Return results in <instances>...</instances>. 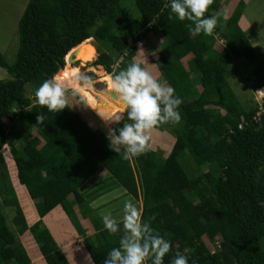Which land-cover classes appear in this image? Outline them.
Masks as SVG:
<instances>
[{
  "label": "trees",
  "instance_id": "obj_1",
  "mask_svg": "<svg viewBox=\"0 0 264 264\" xmlns=\"http://www.w3.org/2000/svg\"><path fill=\"white\" fill-rule=\"evenodd\" d=\"M125 1L27 0L17 22L13 62L6 63L0 54V69L9 77L0 79V209L12 207L14 213L10 229L0 212V264H29L17 239L25 232L45 264H68L40 219L55 207L72 225L73 207L81 217L89 215L82 188L101 176L112 180V187L139 197L144 221L171 243L163 264H171L176 252L185 255L188 264H264V125L253 119L256 108L241 106L224 72L232 60H256L237 25L242 4L224 21L218 34L223 45L215 49L213 34L192 36L189 21L169 19V0H129L136 13L131 18L121 8ZM218 10L213 0L205 17ZM152 22L163 39L154 61L157 78L182 101L178 124L153 128L161 133L169 128L173 142L166 157L147 147L143 154L124 159L122 151L111 150L107 135L92 129L69 103L59 113L34 104V90L64 69L70 51L92 39L97 53L93 69L114 75L119 71L112 73L113 66L123 70L132 63L135 50L128 42L149 34ZM185 57L186 67L181 64ZM244 79L252 90L264 86L263 66L254 65ZM90 90L71 93L93 101L92 106L101 98L94 111L107 131L130 122L110 88L103 97ZM38 114L45 117L43 123L36 122ZM5 121L11 124L10 132ZM5 146L15 178L38 217L29 226L8 178ZM202 237L211 250L205 249ZM119 238L120 233L111 235L97 222L83 246L91 262L103 264L108 252L119 246ZM215 238L219 240L214 246Z\"/></svg>",
  "mask_w": 264,
  "mask_h": 264
},
{
  "label": "clouds",
  "instance_id": "obj_2",
  "mask_svg": "<svg viewBox=\"0 0 264 264\" xmlns=\"http://www.w3.org/2000/svg\"><path fill=\"white\" fill-rule=\"evenodd\" d=\"M212 4L213 0H169L165 6L170 9L169 19L175 17L181 22L189 21L188 32L198 36L211 35L216 28V17H205ZM221 41L220 44L215 43L221 47ZM107 80L110 90L127 110V119L130 121L116 128H108L106 136L111 150L116 153L122 151L124 159L137 157L147 150L149 133L157 125L180 122L178 108L182 101L175 95V90L154 78L139 63H130L118 73L109 75ZM84 86L91 85L89 83ZM79 87L77 84L73 94ZM263 87L250 88L257 101L260 100L254 115L256 117L259 113L258 123L260 116L264 115V94H258ZM67 92L68 86L54 76L34 90V104L47 108L49 112L59 113L69 107ZM44 119L43 115L36 116L37 123H43ZM240 127L239 124L238 129ZM102 223L109 234L120 233L119 246L108 252L103 264H148L149 261L151 264H163L164 257L171 250L170 241L156 232L149 222L144 221L141 209L131 201L125 202L119 221L108 214L102 217ZM171 264H188V258L176 252Z\"/></svg>",
  "mask_w": 264,
  "mask_h": 264
},
{
  "label": "rangeland",
  "instance_id": "obj_3",
  "mask_svg": "<svg viewBox=\"0 0 264 264\" xmlns=\"http://www.w3.org/2000/svg\"><path fill=\"white\" fill-rule=\"evenodd\" d=\"M218 3H220V11L213 13L212 16H215L217 19V25L213 31V38L214 42H217L220 44V39L218 38V34L224 30V21L226 16L230 15L231 12L235 9V7L241 3V13L244 15L246 21L249 23V26L246 28H249L247 30V35L251 34L252 39L251 43L253 46H255V49L259 55L258 62L261 63V65L264 67V0H217ZM27 0H0V54L3 57V60L10 64L14 60V55L17 49L18 45V36H17V22L18 19L22 13L23 8L26 5ZM122 10H126L129 14V17H136L135 9L131 1L127 0L124 3L121 4ZM211 16V17H212ZM151 27V32L149 34H139L136 38V41L132 40L128 42V47H133L135 50L134 56L131 57V62L132 63H139L142 68H144L146 71H148L150 74L153 75L154 78L158 80V73L156 71V66L154 65V61L157 58L158 51L160 50L162 46L163 39L161 35L159 34V31L156 28L155 23L150 24ZM222 43V41H221ZM214 44L215 49H219L220 45ZM86 49L82 50V53H77L73 54L70 53V55L67 58V63L65 61V65L69 64L68 59L69 57H72L73 55L76 60H74L75 63L69 64L70 66L77 67L79 72L77 74V79L78 82L81 84V89L85 87V84L90 83V87H87L86 90L91 88L93 92L97 94H106L107 93V86H108V80L106 75L103 73L100 75L99 73H96L93 71V65L91 64L93 60L96 59L97 53H96V44L94 41L91 43V41H88L85 43ZM95 52V55L93 57H90L92 53ZM186 62H187V57L183 58L181 60V64L186 67ZM257 60L253 62L252 64H246L247 61L244 60L243 58H239L238 60L231 61L228 66L224 69L225 72V78L228 82L229 87L231 88L233 94L236 96L238 102L243 106L245 110H250V109H257L258 107V102L257 99L254 97V93L251 92L249 85L247 84L246 80L244 79V76L249 73V69H252L251 67H254L256 65ZM249 66V69L247 70V67ZM119 66H113L112 67V73L117 70L120 71L121 69L118 68ZM102 69V68H101ZM103 70V69H102ZM55 77H57L61 82V78L57 74ZM0 79L1 80H8L9 77L3 72L0 71ZM160 81V80H159ZM195 88L198 90L199 87L198 85L195 86ZM250 89V90H249ZM73 89L68 86V92H67V97H68V103L69 105L78 112V114L88 123V125L94 129V128H99L103 131L105 135H107V130L102 126L101 121L97 120L99 119L100 116H97L83 101V98L80 97L79 94H77V98H75L72 95ZM92 92V91H91ZM92 94L94 96H98L96 94ZM29 95V92L27 93ZM89 106H92L91 104H94L93 101L87 102ZM93 107V106H92ZM97 118V119H96ZM3 125L8 131L10 128L11 124L7 123L6 121L3 122ZM167 130L163 131L162 133L155 134V132H150V137L152 139L151 145H149V149L153 150L158 157H166L169 149L171 147V144L173 142V138L168 133ZM10 132V131H8ZM158 133V132H157ZM27 137L34 136V132H26ZM155 138V139H154ZM9 148L5 146V150H3V155L5 159V164L7 167V173H8V178L13 186V184L16 183L15 176H14V170L13 168L11 169V157L9 154ZM13 167V164H12ZM184 172L186 176L189 178L192 175L187 173L185 167H183ZM205 170V168H203ZM14 178V179H13ZM93 181H97L94 179ZM88 182L86 186L89 187V184L93 183ZM113 184L114 182H110ZM110 184V185H111ZM108 189L109 190H112ZM121 188V187H120ZM119 188V189H120ZM103 188L101 187V190ZM105 189V187H104ZM106 190V189H105ZM104 190V192H105ZM121 190L120 189V193ZM96 191V190H95ZM96 193V192H95ZM17 198L20 202V208L23 213L24 219L27 223H31V221H35L34 214L31 212V215H29V208H26V203L23 198L22 192L18 188L16 190ZM125 197L128 198L129 200H121L119 204L117 205L119 209L123 210V206L125 202L131 201L134 204L137 205V207H140V201L136 197H131L128 195L126 192L124 193ZM121 195V194H120ZM123 195V194H122ZM115 197V196H114ZM114 198L113 200H115ZM113 200H110L111 202ZM123 205V206H122ZM1 214L4 216L7 227L12 229L11 225V218L13 217V208L12 207H4L1 205L0 209ZM33 215V216H32ZM116 217V216H115ZM118 217V216H117ZM122 218V214L116 218L117 220H120ZM67 220V219H65ZM69 222V221H68ZM18 241L24 247L25 255L27 259L29 260V264H45L44 261L41 258H37L35 256V253L37 254L32 242H31V237L28 232L23 233L22 235L18 236ZM218 238H215L213 240V245H217ZM201 241L205 247L206 250H211V246L207 242V239L205 237L201 238ZM264 243V241H263ZM263 248H264V244ZM39 257V255L37 254Z\"/></svg>",
  "mask_w": 264,
  "mask_h": 264
},
{
  "label": "crops",
  "instance_id": "obj_4",
  "mask_svg": "<svg viewBox=\"0 0 264 264\" xmlns=\"http://www.w3.org/2000/svg\"><path fill=\"white\" fill-rule=\"evenodd\" d=\"M220 5L221 4L219 3V9H220ZM228 16L224 17L225 20L227 19ZM237 25L240 28V30L245 34L246 39L251 43L252 42L251 40L254 38H252L251 34H249V35L246 34L247 30L249 29L246 27L249 26V23L246 21L244 15L242 13H241V15L237 21ZM251 46L253 47V49L255 51L256 60L258 62L259 55L255 49V46H253L252 44H251ZM232 61H234V60H232ZM246 64H252V63L247 62ZM251 68H253V67H251ZM248 69H249V66L247 67V70ZM0 71H3V70L0 69ZM249 71H251V69H249ZM108 90H109V86H107V92H108ZM98 96L103 97V93L98 95ZM104 96H105V94H104ZM100 99H99V102H100ZM83 101L85 102L87 107H89V109H91L95 113L94 106L93 107L89 106L85 100H83ZM151 132H155V134H159V135L161 133V132L155 131L154 129H152ZM151 135H153V134H151ZM151 135L149 133V140H148V144H147L148 148H150L149 145H151V143L153 142L151 137H150ZM11 163H12V161H11ZM10 168H13V170H14V167H12V164H11ZM14 176H15V170H14ZM106 177L107 176H101V177L96 178L97 181H93L94 179H90L89 181L85 182V184L82 188V196L87 203V207H89L91 209V213L89 215H87L86 217H84V218L81 217V215L78 213L77 207L75 206V207H73V211L75 214L76 223H74L73 225L70 224V222H68V220H65L66 217L59 207L53 208L51 211H49L47 214H45L40 219L42 224L44 225V227L48 230V232L51 235L52 239L54 240L56 246L58 247L59 251L61 252V254L63 255V257L65 258V260L68 264H92L90 258H88L87 252L85 251L84 246H83V242H84L85 238L92 236V234L96 232L97 222L103 224L102 223V217L103 216L110 214L112 217H114L116 219L121 214H123V210L119 209V207L117 205L119 204V202H121V200H122V202H123V200H126V199L129 200L128 198L121 197V196H125V194H124L125 190H121V193H120V189H123V188L122 187L120 188L118 186L115 188H112V190H109V191L105 190L108 187H112V184L110 183V182H112V180H110L109 178H106ZM102 178H105V180L103 182L100 181V180H102ZM14 180H16V183L13 184L12 188L14 190L15 196H17L16 190L19 188L20 191L22 192L23 198H24L25 203H26L25 207L29 208V215H31V212H32L34 214V218L36 216L35 221L38 220V217H37L35 210H34V207H33V203L29 199L24 187L17 182L16 178ZM92 181H93V183L89 184V187L86 186V184H88V182H92ZM105 185H106V187H105ZM101 187L103 188L102 190H101ZM104 187H105V189H104ZM104 190H105V192H104ZM114 198H116V199L113 200ZM136 198L139 199L138 196ZM16 199H17L18 204H20L17 197H16ZM110 200H113V201L111 202ZM35 221H31L30 224L26 222V224L29 226ZM31 242H32L37 254L39 255L32 239H31ZM37 254L35 253V256L37 258H41L40 255L38 257Z\"/></svg>",
  "mask_w": 264,
  "mask_h": 264
},
{
  "label": "bare ground",
  "instance_id": "obj_5",
  "mask_svg": "<svg viewBox=\"0 0 264 264\" xmlns=\"http://www.w3.org/2000/svg\"><path fill=\"white\" fill-rule=\"evenodd\" d=\"M85 43H87V42H84L83 43V46L81 47V49H78V50H76V51H70V52H72L73 54H77V53H82V50H84V49H86V46H85ZM81 45V44H80ZM69 52V53H70ZM68 53V54H69ZM67 54V55H68ZM67 55H66V57H67ZM65 57V61L67 60V58ZM73 57H75L74 55L72 56V58ZM73 60H76L75 58H73ZM66 63H67V61H66ZM93 71H95L94 69H93ZM78 72H79V70H78V68L77 67H73V66H70L69 64H66L65 65V67H64V69H62L60 72H59V77L61 78V80H62V83H64V84H66L67 86H69L70 88H72V89H74V88H76V85L77 84H79L80 85V87L77 89V90H79V89H81V84L78 82V79H77V74H78ZM96 73H98L97 71H95ZM111 75V74H110ZM87 87H84L83 89H86ZM90 91H92L93 92V90H90ZM94 94H96V95H100V94H97V93H95V92H93ZM258 94H259V96H262L263 94H264V87L263 88H261L259 91H258ZM100 97V96H99ZM98 102H99V100H98ZM98 102L96 103V105L98 104ZM96 105H94V107L96 106ZM103 114V113H102Z\"/></svg>",
  "mask_w": 264,
  "mask_h": 264
},
{
  "label": "water",
  "instance_id": "obj_6",
  "mask_svg": "<svg viewBox=\"0 0 264 264\" xmlns=\"http://www.w3.org/2000/svg\"><path fill=\"white\" fill-rule=\"evenodd\" d=\"M90 41H91V43L93 42L92 39H90ZM81 43H82V42H81ZM68 63H69V64H73V63H75L72 57H69V59H68ZM259 120H260V121H259V125H260V127H262V126L264 125V115H261Z\"/></svg>",
  "mask_w": 264,
  "mask_h": 264
},
{
  "label": "built area",
  "instance_id": "obj_7",
  "mask_svg": "<svg viewBox=\"0 0 264 264\" xmlns=\"http://www.w3.org/2000/svg\"><path fill=\"white\" fill-rule=\"evenodd\" d=\"M258 117H259V113H257V114H256V117H254L253 119H254L255 121H257Z\"/></svg>",
  "mask_w": 264,
  "mask_h": 264
}]
</instances>
